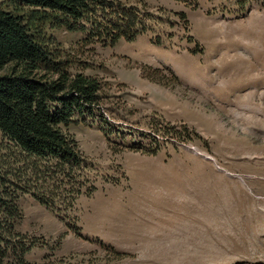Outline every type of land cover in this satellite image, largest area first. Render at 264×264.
Instances as JSON below:
<instances>
[{
	"label": "rangeland",
	"instance_id": "rangeland-1",
	"mask_svg": "<svg viewBox=\"0 0 264 264\" xmlns=\"http://www.w3.org/2000/svg\"><path fill=\"white\" fill-rule=\"evenodd\" d=\"M130 1L148 26L133 41L47 30L72 73L100 82V110L64 127L85 161L62 211L34 196L54 188L33 179L47 162L11 156L0 132L17 212L0 222L33 244L31 264H264V0Z\"/></svg>",
	"mask_w": 264,
	"mask_h": 264
},
{
	"label": "trees",
	"instance_id": "trees-1",
	"mask_svg": "<svg viewBox=\"0 0 264 264\" xmlns=\"http://www.w3.org/2000/svg\"><path fill=\"white\" fill-rule=\"evenodd\" d=\"M0 7V132L13 157L46 161L33 168V179L49 176L50 185L34 186V196L45 207L73 208L79 192L75 170L84 163L77 140L67 127L76 116L86 118L100 110L101 84L83 73L70 71L71 61L54 48L48 29L81 35L77 44L115 45L133 41L148 29L138 5L130 0H11ZM1 74V72H3ZM26 164H24L23 168ZM71 183L67 194L60 189ZM6 182L0 171V189ZM31 191V190H28ZM16 215L0 192V211ZM0 222V264H31L22 241L11 243L13 224ZM20 235H16L19 238Z\"/></svg>",
	"mask_w": 264,
	"mask_h": 264
}]
</instances>
